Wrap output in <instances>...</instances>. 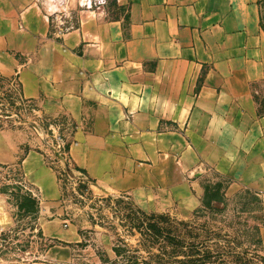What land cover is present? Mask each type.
<instances>
[{"label":"crops","instance_id":"0c3cea01","mask_svg":"<svg viewBox=\"0 0 264 264\" xmlns=\"http://www.w3.org/2000/svg\"><path fill=\"white\" fill-rule=\"evenodd\" d=\"M99 1L0 0V77L37 118L73 126L70 178L92 195L162 214L196 211L213 183L227 201L247 194L264 255V0ZM50 149L38 129L0 131L48 215L46 264H76L64 191L77 184ZM104 253L118 261L112 243Z\"/></svg>","mask_w":264,"mask_h":264},{"label":"rangeland","instance_id":"374dc122","mask_svg":"<svg viewBox=\"0 0 264 264\" xmlns=\"http://www.w3.org/2000/svg\"><path fill=\"white\" fill-rule=\"evenodd\" d=\"M5 80L0 77V131L38 129L52 155L59 127H45L34 106L20 98L11 80ZM20 163V158L0 155V264H46L50 249L58 244L43 235L41 225L48 215L37 193L26 184ZM64 197L68 202L64 215L71 214L66 215L68 224L75 225L82 236L73 248L76 264H96L97 259L107 264L106 242L116 251L115 264H186L197 258L192 257L196 249L212 253L209 264H247V259L249 264H264L260 260L264 255L253 246L259 223L254 213L259 205L247 194H236L227 201L225 189L218 190L213 183L196 211L156 214L165 219L153 220L149 218L152 213L143 215L128 200L94 196L87 186H69ZM153 224L157 227H150ZM170 238L181 243L172 244ZM242 253H247V259L241 261Z\"/></svg>","mask_w":264,"mask_h":264},{"label":"trees","instance_id":"16d2710c","mask_svg":"<svg viewBox=\"0 0 264 264\" xmlns=\"http://www.w3.org/2000/svg\"><path fill=\"white\" fill-rule=\"evenodd\" d=\"M2 80H5L2 78ZM6 81V80H5ZM26 102V101H25ZM43 118V121L45 122V127H49L51 124H55L56 126L59 125V120H56V119H52L50 117H47V116H44L42 117ZM73 131V126H69L68 128H61L60 129V137L62 138V140H64L65 142V153L67 155L68 151H69V147H70V143H71V139L68 138V134ZM72 169L75 170L74 166H72ZM143 215H145L144 213H142ZM149 218L151 220L153 219H165V216L163 215H156V214H152L149 216ZM150 227H157L156 224H153V225H150ZM170 242H172V244H175V245H178L180 244L181 242L177 241L176 238H170ZM193 248H195L194 246L191 247L192 250H194ZM194 255L192 257H197L195 259H190L187 261L186 264H209L211 259L213 258L212 256V253L209 251V250H205L204 252L201 251V249H196V251H194ZM242 256L241 258H239L241 261L245 258L247 259V253H242ZM260 260L262 262H264V258H260ZM247 261V264L250 263V259H247L245 260Z\"/></svg>","mask_w":264,"mask_h":264},{"label":"built area","instance_id":"2783aa9c","mask_svg":"<svg viewBox=\"0 0 264 264\" xmlns=\"http://www.w3.org/2000/svg\"><path fill=\"white\" fill-rule=\"evenodd\" d=\"M105 0H101L99 1L100 4L104 3ZM11 85L15 88H18V90H16L18 92V94H20V86L17 82V80H11ZM57 146L55 147L54 153L48 157V163L52 166V164H55V162H58L61 164V166L55 168L57 175H58V179L61 183H64V181H67L70 173H68L67 169H66V165L64 162H62L61 160H59L56 157V152H59L65 159L66 164L68 165L69 169L71 170V172H73L72 166L70 165V162L67 158V155L65 153V142L64 140H62V138L60 136L57 137ZM77 186L83 185V186H88L87 184V180L85 179L84 176H80L76 181ZM69 226L68 222L64 223V227L67 228Z\"/></svg>","mask_w":264,"mask_h":264},{"label":"water","instance_id":"95a60500","mask_svg":"<svg viewBox=\"0 0 264 264\" xmlns=\"http://www.w3.org/2000/svg\"><path fill=\"white\" fill-rule=\"evenodd\" d=\"M55 155H56V157H57L59 160H61L62 162L65 163V165H66V169H67L68 173H71V170L69 169L68 165L66 164L64 157H63L59 152H56Z\"/></svg>","mask_w":264,"mask_h":264}]
</instances>
